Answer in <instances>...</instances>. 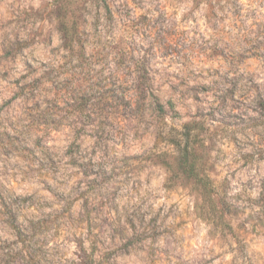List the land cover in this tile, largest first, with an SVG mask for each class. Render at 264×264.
Listing matches in <instances>:
<instances>
[{"label": "rangeland", "instance_id": "obj_1", "mask_svg": "<svg viewBox=\"0 0 264 264\" xmlns=\"http://www.w3.org/2000/svg\"><path fill=\"white\" fill-rule=\"evenodd\" d=\"M104 1L0 0V264H264V0Z\"/></svg>", "mask_w": 264, "mask_h": 264}, {"label": "trees", "instance_id": "obj_2", "mask_svg": "<svg viewBox=\"0 0 264 264\" xmlns=\"http://www.w3.org/2000/svg\"><path fill=\"white\" fill-rule=\"evenodd\" d=\"M100 1L105 4L104 0H100ZM181 140H182V143L178 144V149L180 150L179 151L180 152V158L183 160V164L187 165L188 162H189V160H188L189 156H191V152H192L193 148L191 147V144H190L191 141L189 140V136L182 137ZM188 168H189V166H188ZM196 181L200 184V186L202 187L203 191L204 190L206 191V187H207L206 182L203 179L199 180L197 178H196Z\"/></svg>", "mask_w": 264, "mask_h": 264}]
</instances>
